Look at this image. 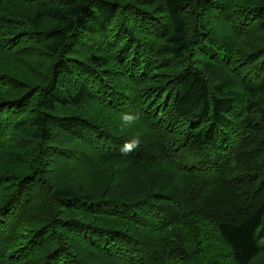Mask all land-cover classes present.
Listing matches in <instances>:
<instances>
[{
  "label": "trees",
  "instance_id": "trees-1",
  "mask_svg": "<svg viewBox=\"0 0 264 264\" xmlns=\"http://www.w3.org/2000/svg\"><path fill=\"white\" fill-rule=\"evenodd\" d=\"M0 264H264V0H0Z\"/></svg>",
  "mask_w": 264,
  "mask_h": 264
},
{
  "label": "clouds",
  "instance_id": "clouds-1",
  "mask_svg": "<svg viewBox=\"0 0 264 264\" xmlns=\"http://www.w3.org/2000/svg\"><path fill=\"white\" fill-rule=\"evenodd\" d=\"M141 120V116L139 113L133 114L131 112H125L121 114V121L123 125H129L132 123L139 122ZM141 145V137L137 133L136 137L131 142H125L123 145L121 152L127 153L128 151L132 150L133 146L139 147Z\"/></svg>",
  "mask_w": 264,
  "mask_h": 264
},
{
  "label": "rangeland",
  "instance_id": "rangeland-1",
  "mask_svg": "<svg viewBox=\"0 0 264 264\" xmlns=\"http://www.w3.org/2000/svg\"><path fill=\"white\" fill-rule=\"evenodd\" d=\"M57 165L60 167L61 170H63V172L65 173L66 171H68V165H69V162L66 161V162H62L61 160L57 161Z\"/></svg>",
  "mask_w": 264,
  "mask_h": 264
}]
</instances>
